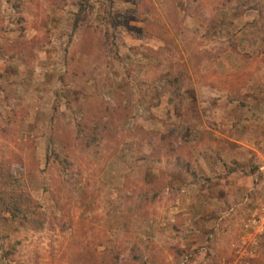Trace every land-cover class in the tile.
Masks as SVG:
<instances>
[{
  "label": "rangeland",
  "instance_id": "374dc122",
  "mask_svg": "<svg viewBox=\"0 0 264 264\" xmlns=\"http://www.w3.org/2000/svg\"><path fill=\"white\" fill-rule=\"evenodd\" d=\"M262 136L264 0H0V264H264Z\"/></svg>",
  "mask_w": 264,
  "mask_h": 264
},
{
  "label": "trees",
  "instance_id": "16d2710c",
  "mask_svg": "<svg viewBox=\"0 0 264 264\" xmlns=\"http://www.w3.org/2000/svg\"><path fill=\"white\" fill-rule=\"evenodd\" d=\"M34 41L37 42L38 40H34ZM110 84L112 83L110 82ZM145 135L148 136V140L152 142L150 131L147 132ZM193 176L197 177V174L193 172ZM2 189H4L3 192H5V194L4 196L0 195V210L9 213V209H12L10 210V213H9L11 216H14V215L18 216V214L25 212V210L23 209L21 198L17 197V193L14 192V189H12V191L6 190L5 188H2ZM11 198L16 200V202L15 203L11 202L12 200ZM11 205H13L12 208H10Z\"/></svg>",
  "mask_w": 264,
  "mask_h": 264
},
{
  "label": "built area",
  "instance_id": "2783aa9c",
  "mask_svg": "<svg viewBox=\"0 0 264 264\" xmlns=\"http://www.w3.org/2000/svg\"><path fill=\"white\" fill-rule=\"evenodd\" d=\"M263 217H264V216H263ZM263 217H262V218H263Z\"/></svg>",
  "mask_w": 264,
  "mask_h": 264
},
{
  "label": "crops",
  "instance_id": "0c3cea01",
  "mask_svg": "<svg viewBox=\"0 0 264 264\" xmlns=\"http://www.w3.org/2000/svg\"><path fill=\"white\" fill-rule=\"evenodd\" d=\"M263 137V136H262ZM264 138V137H263Z\"/></svg>",
  "mask_w": 264,
  "mask_h": 264
}]
</instances>
